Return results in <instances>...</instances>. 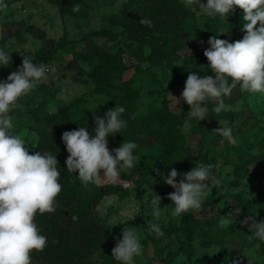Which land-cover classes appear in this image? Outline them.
<instances>
[{
	"label": "trees",
	"instance_id": "obj_1",
	"mask_svg": "<svg viewBox=\"0 0 264 264\" xmlns=\"http://www.w3.org/2000/svg\"><path fill=\"white\" fill-rule=\"evenodd\" d=\"M22 0H3L7 6ZM56 5L62 17L68 15L77 19L88 16L90 7L88 0H47ZM115 1V0H112ZM78 6V11L73 8ZM1 9V8H0ZM188 8L184 0H124L116 11L111 13L108 23L98 29H93L83 35L88 41L85 51L74 52L71 65L77 70L80 77L88 76L96 86L97 92H110L112 90H122V96H113L106 104V112L115 106L124 107L121 119L126 121V127L120 133H116L117 142L120 146L124 141H131L137 144L133 150V155L140 156L142 162L149 165V170L144 171L140 161L134 163V167L127 171H121V178L130 180V184L125 186L121 183L103 182L99 185L89 183L84 185L77 178L78 173H70L66 170V159L68 152L62 141V133L76 130L80 126L87 128L90 135L95 134V124L79 121L74 117V110L79 107L78 99L72 100L65 105H59L56 110L49 109V101L45 98L30 110L31 129L37 134V144L31 154L44 152L56 155L58 168L61 172L59 183L62 191L56 198V210L53 213L37 214L35 223L40 233L47 237V246L42 252L35 250L31 253V264H91L90 257L94 252H98L103 264H120L112 257V249L117 240L122 238V231L107 227L103 221L98 206L102 200L109 195L116 194L120 198L130 196L139 184H147L150 188L148 201L159 195L161 201L169 202L168 195L175 191L171 186L164 183V177L168 176L171 169H176L179 175L177 182L183 174L195 167L196 162L208 165L210 161V149L207 148V131L205 124L210 119H219L223 112L216 113L215 105L208 101V113L206 119L199 121L193 119V134L199 135L200 139L196 143L198 152L195 161L190 159L188 149V137L182 134V127L189 120L187 108L181 112L172 111L168 105H164L158 111L151 113L148 118L141 119L137 113V98L140 91L134 87L131 79L124 77L129 65L123 58L125 48L121 45L117 50H111L106 46L99 45L94 41V37H104L109 40L120 42V37L125 36L129 42L128 48H133V54L140 62H148L150 65L166 64L173 67L174 62L182 59L185 69H193L197 72H204L203 76L213 74L208 67V60L204 56V50L209 48V44L195 47L190 52H185L182 38L187 35ZM243 11L236 7L229 16L211 15L206 26V34L209 36L216 27L228 32L243 28ZM141 18H148L152 21V27L139 23ZM20 28L16 29L14 35L18 42L26 43L27 38L24 31L33 35L37 39H44L48 34L45 28L35 23H27L25 20L18 21ZM245 33L242 31V38ZM68 34L65 31L58 44L47 49L43 44L35 48L30 54L21 53L15 45H8V38H0V50L11 55V62L4 67V72L17 71L22 66L23 58H30L35 64H50L56 57L60 48L69 44ZM147 47L150 51L146 52ZM6 74V73H5ZM7 81V77L6 80ZM241 93L240 85L236 86ZM49 88V87H48ZM236 89V88H235ZM233 89V93L235 91ZM52 98L55 99V91L49 89ZM21 100L19 98L18 102ZM231 100L235 97L232 95ZM105 113L99 115L104 118ZM152 138L160 144L158 154H145L146 147L144 140ZM153 167L159 170L151 171ZM215 166L210 170L213 174ZM238 167L235 168L237 170ZM133 172L142 175L140 178L130 177ZM218 187L214 185L211 197L203 204L209 206L214 203ZM227 198L224 209H229V203L235 199L240 206L241 214L246 217H253V212H264V191L258 199L251 201L243 193H224ZM73 217H76L74 220ZM234 219L230 224L221 228L219 220H203L196 217L195 210L181 213L180 229L186 236L187 241H183L182 246L174 252L169 253L170 257H176L183 252L188 260L182 264H193V242L196 240L202 246L212 243H222L224 235L232 233L235 229L246 231L247 227L241 222V217ZM148 221L161 224L162 236H157L154 232H147V239L161 240L164 247H171L172 229L167 228L159 218L154 215L148 217ZM156 241V240H155ZM225 252L221 249L216 258L223 259ZM165 264V259L161 253L156 255L152 264L157 260ZM168 264H173L169 262Z\"/></svg>",
	"mask_w": 264,
	"mask_h": 264
},
{
	"label": "rangeland",
	"instance_id": "obj_2",
	"mask_svg": "<svg viewBox=\"0 0 264 264\" xmlns=\"http://www.w3.org/2000/svg\"><path fill=\"white\" fill-rule=\"evenodd\" d=\"M124 0H88V16L77 19L68 15L62 17L56 5L47 0H22L0 9V38L7 37L8 45H15L21 53L30 54L40 45L47 49L54 48L64 32L68 34L69 44L60 48L55 59L48 64L50 71L43 82L39 83L29 94L22 96L21 100L13 107L8 115L13 119L11 131L21 136L25 141V146L30 154L37 144V134L31 129L30 110L36 107L42 99L49 101V109L56 110L59 105L70 103L78 99L79 107L74 110V117L79 121L89 124H95L94 115L99 116L106 112V104L113 96H122V90H112L110 92H97L95 83L88 77H80L77 70L71 65V59L74 52L85 51L88 41L83 35L93 29H98L107 24L111 13L121 6ZM185 2V0H184ZM206 4L207 0H201ZM188 8L187 16V35L182 38L185 52H190L195 47L208 44L210 37L225 39L229 42H235L242 39V31L236 30L228 32L216 27L211 35H207L206 23L210 18L206 12L200 10L196 5H186ZM218 15V14H216ZM221 19L223 16L218 15ZM25 20L27 23H35L45 28L47 36L44 39H37L33 35L24 31L27 38L26 43L18 42L14 32L21 26L18 21ZM120 42H115L104 37H94V41L106 46L111 50H117L119 46L125 48L123 58L129 65L124 77L131 79L140 94L137 98V113L141 119H146L151 113L158 111L164 105L175 112H181L189 105L180 100L179 105L172 97L180 98L185 87V82L191 72L198 76L204 77V72H197L193 69H185L182 59L174 62L173 67L166 64L150 65L148 62H140L133 54V48H128L129 40L125 36L120 37ZM150 49L147 47L146 52ZM6 73V74H5ZM10 75L4 72L3 66H0V82L6 80ZM214 78L215 74H211ZM49 87V88H48ZM49 89L55 91V99L52 98ZM172 95V96H171ZM234 95L235 100L231 97ZM224 102L230 110L221 111L223 114L219 119H210L205 124L207 131V148L210 149V161L215 166L212 177L219 180L218 189L213 204L204 206V202L211 197L214 185L209 182V191L207 197L202 203L199 211L195 215L203 220H219L234 212L235 208H240L237 201L232 199L229 203V209H224L227 198L224 193H243L247 199L255 201L261 192L264 191V93H250L241 91L236 87L234 93L230 96L223 97ZM215 106V102L211 101ZM207 109L208 103H206ZM208 113V111H207ZM193 119L189 115V120L182 127V134L188 137V149L190 159L196 160L197 146L200 136L193 134ZM219 127H228L232 129L234 142H228L214 131ZM117 136L108 137V148L111 151L119 147ZM145 154H158L160 144L146 138L144 140ZM135 161L139 162L144 171L149 170V165L140 156L134 155ZM202 165L196 162V166ZM238 167L237 170L235 168ZM151 168V167H150ZM156 170L155 167L150 169ZM130 177L140 178L142 175L133 172ZM108 182L107 180L102 181ZM118 183L125 186L130 184V180L122 179ZM150 188L147 184H139L136 190L126 198H120L116 194L106 196L98 206L102 216L103 223L113 229L132 228L142 244V254L134 257L135 264H152L156 255L161 253L165 259V264H182L187 262L186 255L181 252L176 257H170L169 253L177 251L183 241H187L186 236L181 232L179 216L174 214V204L160 201L159 220L168 228L172 229L171 247H164V242L146 238L148 232V217L153 215L155 206L148 201ZM242 210V209H241ZM255 221L264 220V212H253ZM241 221L246 216L241 211L238 215ZM236 218H232V221ZM238 219V217H237ZM161 229V224L157 223ZM227 226V225H226ZM238 231L235 229L232 233L224 235L222 243H212L202 246L198 241H194L193 264H264V241L257 238L254 230ZM122 239V238H121ZM225 252L223 259L219 261L216 258L220 250ZM91 264H103L98 252H94L90 257ZM156 264H162L157 260Z\"/></svg>",
	"mask_w": 264,
	"mask_h": 264
},
{
	"label": "clouds",
	"instance_id": "obj_3",
	"mask_svg": "<svg viewBox=\"0 0 264 264\" xmlns=\"http://www.w3.org/2000/svg\"><path fill=\"white\" fill-rule=\"evenodd\" d=\"M185 4L196 5L210 16H229L236 7L240 8L245 35L235 42L215 36L209 38L210 47L203 54L215 76L201 77L191 72L181 97L178 99L171 95L177 104L183 100L190 107L189 115L203 121L208 101L215 102L216 113L230 110L223 97L230 96L237 84L242 91L264 93V0H207L206 4L201 0H185ZM6 7L0 0V8ZM78 10V6L73 8V11ZM139 23L153 26L148 18H141ZM11 59L9 53L0 50V65L8 66ZM49 71L48 65H37L30 58H23L22 66L12 72L7 81L0 82V264H31L32 251L45 249L47 237L40 233L35 217L38 213L55 212L56 198L62 191L56 155L48 152L30 154L24 139L11 131L13 119L8 115L19 98L43 82ZM124 111V107L115 106L106 112L104 118L94 115V136L84 126L62 133V141L69 154L65 161L66 170L78 173L76 176L82 184L99 185L104 180L117 183L121 171L134 167L135 142L124 141L111 151L108 148V137L126 127V121L121 119ZM214 132L228 142H234L231 128L219 127ZM212 168L211 164L196 166L184 173L179 182V173L174 168L164 177V183L175 189L168 195L175 206V215L201 209L208 195L209 182L220 183L211 176ZM155 171L162 175L159 170ZM160 201L159 195L151 201L155 206L153 215L156 219L160 216ZM240 211L235 208L234 212L223 216L219 221L220 227L230 224ZM146 223L148 231L163 235L157 223ZM241 223L264 241V220L255 221L247 216ZM141 254L142 244L137 232L123 228L122 239L117 240L112 257L120 264H135L134 257Z\"/></svg>",
	"mask_w": 264,
	"mask_h": 264
}]
</instances>
